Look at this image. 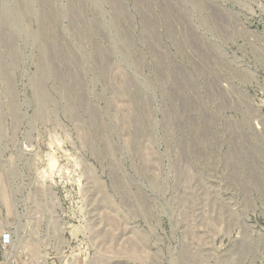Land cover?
<instances>
[{
    "label": "rangeland",
    "instance_id": "1",
    "mask_svg": "<svg viewBox=\"0 0 264 264\" xmlns=\"http://www.w3.org/2000/svg\"><path fill=\"white\" fill-rule=\"evenodd\" d=\"M3 243L264 264V0H0Z\"/></svg>",
    "mask_w": 264,
    "mask_h": 264
},
{
    "label": "built area",
    "instance_id": "2",
    "mask_svg": "<svg viewBox=\"0 0 264 264\" xmlns=\"http://www.w3.org/2000/svg\"><path fill=\"white\" fill-rule=\"evenodd\" d=\"M1 253H2V259L0 261V264H44L43 261H32L28 259V256H22L20 259L17 255H15L14 249H10L8 243H3L1 245Z\"/></svg>",
    "mask_w": 264,
    "mask_h": 264
},
{
    "label": "bare ground",
    "instance_id": "3",
    "mask_svg": "<svg viewBox=\"0 0 264 264\" xmlns=\"http://www.w3.org/2000/svg\"><path fill=\"white\" fill-rule=\"evenodd\" d=\"M5 19V18H4ZM121 87V86H120Z\"/></svg>",
    "mask_w": 264,
    "mask_h": 264
}]
</instances>
